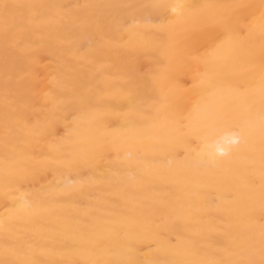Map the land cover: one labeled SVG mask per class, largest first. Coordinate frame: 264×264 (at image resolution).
<instances>
[{
    "label": "bare ground",
    "instance_id": "1",
    "mask_svg": "<svg viewBox=\"0 0 264 264\" xmlns=\"http://www.w3.org/2000/svg\"><path fill=\"white\" fill-rule=\"evenodd\" d=\"M262 262L264 0H0V264Z\"/></svg>",
    "mask_w": 264,
    "mask_h": 264
},
{
    "label": "snow or ice",
    "instance_id": "2",
    "mask_svg": "<svg viewBox=\"0 0 264 264\" xmlns=\"http://www.w3.org/2000/svg\"><path fill=\"white\" fill-rule=\"evenodd\" d=\"M5 7H7V6H5ZM262 264H264V262H262Z\"/></svg>",
    "mask_w": 264,
    "mask_h": 264
}]
</instances>
